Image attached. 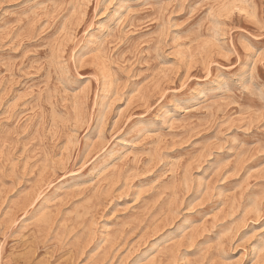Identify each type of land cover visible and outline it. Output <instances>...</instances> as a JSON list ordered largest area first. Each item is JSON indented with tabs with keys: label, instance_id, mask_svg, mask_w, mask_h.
Instances as JSON below:
<instances>
[{
	"label": "rangeland",
	"instance_id": "1",
	"mask_svg": "<svg viewBox=\"0 0 264 264\" xmlns=\"http://www.w3.org/2000/svg\"><path fill=\"white\" fill-rule=\"evenodd\" d=\"M263 242L264 0H0V264Z\"/></svg>",
	"mask_w": 264,
	"mask_h": 264
},
{
	"label": "bare ground",
	"instance_id": "2",
	"mask_svg": "<svg viewBox=\"0 0 264 264\" xmlns=\"http://www.w3.org/2000/svg\"><path fill=\"white\" fill-rule=\"evenodd\" d=\"M127 12V11H126ZM116 15V14H115ZM120 15V14H119ZM127 18V17H126ZM116 28V27H115ZM108 30V29H107ZM105 38V37H104ZM98 41V40H97ZM205 103V102H204ZM215 104V103H214ZM106 105V104H105ZM205 107V106H204ZM210 109V108H209ZM188 112V111H187ZM173 119V118H172ZM149 135V133H148ZM146 136V135H145ZM127 142V141H126ZM126 144V143H125ZM114 153V152H113ZM112 156V155H111ZM123 157V156H122ZM42 224V223H41ZM107 237V236H106ZM264 243V242H263ZM262 244V243H261ZM166 246V245H165ZM262 246V245H261ZM258 250V249H257Z\"/></svg>",
	"mask_w": 264,
	"mask_h": 264
}]
</instances>
